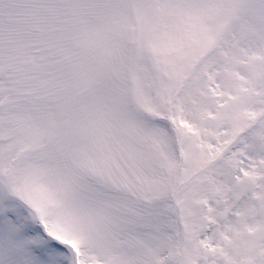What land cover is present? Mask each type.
I'll return each mask as SVG.
<instances>
[{
	"label": "snow or ice",
	"instance_id": "1",
	"mask_svg": "<svg viewBox=\"0 0 264 264\" xmlns=\"http://www.w3.org/2000/svg\"><path fill=\"white\" fill-rule=\"evenodd\" d=\"M0 264H264V0H0Z\"/></svg>",
	"mask_w": 264,
	"mask_h": 264
}]
</instances>
